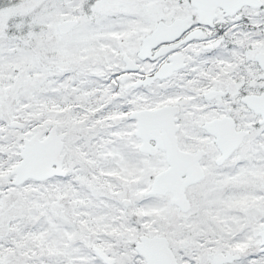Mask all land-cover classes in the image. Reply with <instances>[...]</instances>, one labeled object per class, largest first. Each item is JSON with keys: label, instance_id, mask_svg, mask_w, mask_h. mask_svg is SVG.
<instances>
[{"label": "snow or ice", "instance_id": "1", "mask_svg": "<svg viewBox=\"0 0 264 264\" xmlns=\"http://www.w3.org/2000/svg\"><path fill=\"white\" fill-rule=\"evenodd\" d=\"M0 264H264V0H0Z\"/></svg>", "mask_w": 264, "mask_h": 264}]
</instances>
